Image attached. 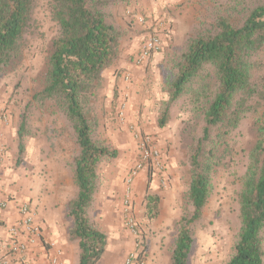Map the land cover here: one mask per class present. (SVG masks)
<instances>
[{
	"label": "rangeland",
	"instance_id": "374dc122",
	"mask_svg": "<svg viewBox=\"0 0 264 264\" xmlns=\"http://www.w3.org/2000/svg\"><path fill=\"white\" fill-rule=\"evenodd\" d=\"M260 2L264 0H243L242 5L245 8ZM225 3L226 0H116L112 8L115 23L122 34L117 58L110 66L114 67L117 76L109 82L108 77L101 74L95 99L88 106V116L92 124L93 140L117 150L116 157H104L97 165L98 177L90 212L93 224L104 232L108 224L117 225V220L121 224L120 233L116 235L119 243L111 246L114 254L122 255L119 244L125 236L131 238V247L133 245L134 237L126 227L123 213L126 201L131 203L133 184L129 193L126 180L138 160L139 141L144 139L161 152L165 163L167 157L170 167L167 177L158 172L153 176L151 170L145 168L139 171L135 179H138L141 172L144 175L134 197H140V214L133 212V216H137L142 231L147 232L146 249L154 240L155 253H152L155 258L162 253L161 261L171 264V249L179 233L180 220L190 214L186 202L189 178L186 153L192 139L200 133L202 114L189 97L184 96L172 106L170 119L163 127L157 126V120L163 103L169 97V79L174 59L177 61L185 51L187 34L195 27H209L217 14L226 11ZM232 11L227 13L233 14ZM233 12L239 16L236 11ZM133 15H139L145 21L146 18L153 20L158 16H164L161 21L172 19L174 33L171 40L167 41V48L155 55L150 65L139 70V73L133 72L130 79L125 81L121 72L128 71L125 68L130 67V64L126 67L123 65L130 61L132 51L135 53L145 33L142 30L145 23H136ZM35 16L38 21L36 36L30 38L18 66L0 78V201L7 205L2 210L17 212L19 203L28 201L34 193L40 194L43 189L42 167L58 165L64 170L66 178L63 182H67L66 185L61 183L59 194L64 198V224L69 234L73 217L69 213L68 203L77 191L73 162L78 146L75 132L64 114L33 97L44 85L50 40L55 32L45 0L40 1ZM154 24L148 22L147 26L153 27ZM206 73L211 79L212 70L208 69ZM120 109L124 110L122 118L118 116ZM23 114L24 149L19 154L17 130ZM259 123L263 128L261 137L264 138V116ZM258 138L256 120L250 117L226 138L228 145L220 146L222 164L214 174L213 193L201 218L196 221L188 264H224L232 255L239 227L237 196L240 182ZM148 194L159 197L158 213L153 218L145 216V197ZM117 205L119 218L115 216ZM106 207H113L114 210L104 217ZM6 226L0 217V227L6 230ZM261 236L264 252V228ZM70 241L75 245L74 260L77 262L78 242ZM46 247L50 248L49 243ZM129 251L122 256L121 263ZM155 258L152 257L149 264H157ZM115 260V255L107 252L96 264H114Z\"/></svg>",
	"mask_w": 264,
	"mask_h": 264
},
{
	"label": "trees",
	"instance_id": "16d2710c",
	"mask_svg": "<svg viewBox=\"0 0 264 264\" xmlns=\"http://www.w3.org/2000/svg\"><path fill=\"white\" fill-rule=\"evenodd\" d=\"M40 1L0 0V78L18 66L30 38L36 36L35 10ZM45 2L55 32L50 40L44 85L33 97L57 108L75 132L78 153L73 172L77 191L68 203L73 217L69 239L78 242L75 264H96L107 244L106 233L90 219L98 177L96 168L102 158L116 157L117 150L93 140L88 106L95 99L102 71L110 67L118 55L122 34L112 11L116 0ZM225 4L226 11L217 14L209 27H195L187 34L185 51L177 61L174 59L169 97L157 120V126L163 127L170 119L172 106L184 96H188L202 114L200 133L192 139L186 153L189 173L186 202L190 214L180 220L179 233L171 249V264H188L196 221L213 193L214 174L222 164L220 146L228 145L226 138L250 117L256 120L260 138L250 152L249 164L240 182L239 227L233 253L224 264H264L261 236L264 138L259 123L264 116V2L245 8L243 0H226ZM232 9L239 16H235ZM229 10L233 14L227 13ZM146 21L155 19L146 18ZM162 21L165 39L162 48L149 57L151 63L155 55L167 48V41L174 33L171 20ZM142 30L145 31L146 26ZM208 69L212 70L211 79L206 73ZM24 129L23 114L17 130L19 154L24 149ZM145 202V216L155 217L158 195H146ZM142 247L135 264H140L145 254L146 246Z\"/></svg>",
	"mask_w": 264,
	"mask_h": 264
},
{
	"label": "crops",
	"instance_id": "0c3cea01",
	"mask_svg": "<svg viewBox=\"0 0 264 264\" xmlns=\"http://www.w3.org/2000/svg\"><path fill=\"white\" fill-rule=\"evenodd\" d=\"M172 1V0H169ZM158 3H161V1H157ZM163 2V1H162ZM169 3V2H167ZM136 16V17H135ZM155 17V16H154ZM159 17V16H158ZM158 17H155V21H157ZM164 17V16H163ZM163 17H159V21L163 19ZM132 18H134L135 22L138 23L140 16L139 15H133ZM172 20V19H170ZM172 33L174 29L172 28ZM133 51L130 55V61L126 62L123 66L126 67L128 64H130V67H126L125 69L132 74L133 72L139 73V70L142 68L147 67L150 65L151 61H148L143 67H137L132 63L133 58ZM115 69L114 67H108L102 71V76H107L108 81L112 82L116 79L117 74L114 73ZM114 73V74H113ZM166 157V163H165V169L161 173V176L167 177V172L169 171V161H167ZM43 168V178L41 180V183L43 185V189L40 191V194L38 192L34 193L32 197L28 199V203L32 206L33 210L35 211V222L39 225L41 230V236L40 239L30 247L29 251L27 252L25 259L27 262H33L37 261L40 264H51L49 260V256L51 254V249H47L46 244L49 242H55L61 249H62V255L60 257V262L58 264H74L76 261L75 259V245L69 240L68 233L65 229L64 224V212H63V202L64 198L63 196H60L59 194V188L62 187L63 179L66 178L64 174V170L60 168L58 165L51 164ZM145 169L151 170L149 167H145ZM63 170V171H62ZM144 171V170H143ZM151 174L155 176L158 174L157 172L151 170ZM144 173L141 172L138 176V179H135L133 183V192H132V198H131V208L134 212V214H140V207H139V196L134 197L135 191H138L141 187V180L143 178ZM62 183V184H61ZM67 182L65 183V185ZM112 208H104V211L106 212L104 217H107V215L113 211ZM112 216V213H111ZM115 216L117 218L120 217V210L119 205L115 208ZM0 217L2 221H4L5 224L9 225L13 223L18 218L17 212H11L6 210L0 209ZM137 226L141 233V240L142 245H147L146 238V231H142V227L138 221L137 216H135ZM121 224H119L117 220V225H111L108 224V226L104 229L107 235V244L105 247V251L100 259L103 258L105 254L112 253L115 255L116 260L114 264H122L121 259L122 256L126 252L130 250L131 247V238L124 237L122 241H120L119 248L122 251V255L114 254L113 253V247L114 244L119 243V239L116 237L117 234L120 233ZM112 235V236H111ZM111 240H114L113 243H111ZM8 241L9 236L5 230V227H0V261L7 258H11V264L14 262V258L12 254L9 251L8 247ZM155 241H151V245L148 244V248L145 250V254L143 255L141 264H149L150 259L152 257L155 258ZM160 254L156 255L155 260L157 261V264H164L167 261L160 259ZM158 258V259H157ZM99 259V260H100Z\"/></svg>",
	"mask_w": 264,
	"mask_h": 264
},
{
	"label": "built area",
	"instance_id": "2783aa9c",
	"mask_svg": "<svg viewBox=\"0 0 264 264\" xmlns=\"http://www.w3.org/2000/svg\"><path fill=\"white\" fill-rule=\"evenodd\" d=\"M153 27L147 26L148 22L140 17L139 23H145V33L142 35V42L138 46L137 50L133 54L132 63L137 67H143L152 53L160 50L164 42V24L163 21H154ZM123 80L128 81L131 77L130 72L125 71L121 73ZM124 110L118 111V116L122 118ZM149 167L151 170L162 173L165 169V162L162 160L161 152L151 146L148 140L139 141V157L130 170L127 176L128 192L132 190V184L142 169ZM7 205L5 202L0 201V209L5 208ZM125 215L126 227L133 235V245L122 264H135L136 258L142 250L141 233L137 226L136 220L133 216V210L131 208L130 201H126L123 211ZM18 218L13 223L6 226V232L9 236L8 247L9 251L14 258L13 264H40L37 261L27 262L25 256L30 247L34 245L41 236V230L39 225L35 222V213L30 203L24 201L17 206ZM51 254L49 260L51 264H58L62 255V249L55 243L49 242ZM142 261H140L141 264ZM0 264H11L10 259H3Z\"/></svg>",
	"mask_w": 264,
	"mask_h": 264
}]
</instances>
